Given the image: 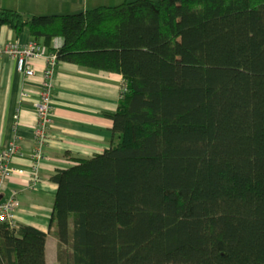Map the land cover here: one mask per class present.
<instances>
[{"label":"trees","instance_id":"trees-1","mask_svg":"<svg viewBox=\"0 0 264 264\" xmlns=\"http://www.w3.org/2000/svg\"><path fill=\"white\" fill-rule=\"evenodd\" d=\"M0 25L126 88L110 148L52 178L50 233L0 224V264H47L49 235L59 264H264V0L1 10Z\"/></svg>","mask_w":264,"mask_h":264},{"label":"crops","instance_id":"crops-1","mask_svg":"<svg viewBox=\"0 0 264 264\" xmlns=\"http://www.w3.org/2000/svg\"><path fill=\"white\" fill-rule=\"evenodd\" d=\"M94 1L99 0H0V11L14 10L32 16L76 15L96 9ZM31 41L28 29L18 36L8 26L0 25V45H27ZM31 65L35 76L26 79L17 71L14 58L0 56V154L10 143H16L19 153L12 166L22 171L7 181L3 196L17 193V224L49 234L57 192L52 178L59 170L76 166L75 160L92 159L110 148L113 121L106 115L117 111L123 79L120 75L59 64L54 78L53 125L45 146L40 181L33 186L30 157L38 121L35 104L40 98L46 61L33 59ZM46 254L47 264H59L58 241L51 235Z\"/></svg>","mask_w":264,"mask_h":264},{"label":"built area","instance_id":"built-area-1","mask_svg":"<svg viewBox=\"0 0 264 264\" xmlns=\"http://www.w3.org/2000/svg\"><path fill=\"white\" fill-rule=\"evenodd\" d=\"M54 50L62 46L61 40H55ZM0 56H9L17 62V71L26 79L35 76V69L31 65L33 59H44L46 68L42 74V90L40 98L35 104L37 112V127L34 138V151L32 156V178L31 183L36 186L40 181V172L43 161L45 160V146L48 143L51 127L53 125V93L54 78L60 61L55 52H50L46 46L30 42L27 45L18 43H7L0 45ZM126 92L123 83L121 94ZM19 148L16 143H10L0 154V224H8L15 228L17 224V212L20 209V203L16 192H11L6 197L3 191L7 181L16 174H22V171L13 168L12 163L18 155Z\"/></svg>","mask_w":264,"mask_h":264},{"label":"rangeland","instance_id":"rangeland-1","mask_svg":"<svg viewBox=\"0 0 264 264\" xmlns=\"http://www.w3.org/2000/svg\"><path fill=\"white\" fill-rule=\"evenodd\" d=\"M161 0H157L156 3L158 4ZM94 2H97V4H95L96 8L98 7H117L119 5H122L126 2H115L113 0H106V1H103L101 2L100 0L99 1H94ZM128 3H131V1L129 0ZM107 5V6H105ZM89 10H92V9H89Z\"/></svg>","mask_w":264,"mask_h":264}]
</instances>
